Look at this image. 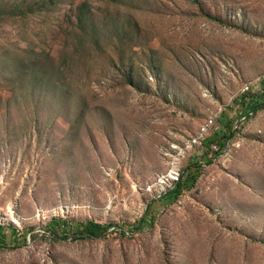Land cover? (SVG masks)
Here are the masks:
<instances>
[{"label": "rangeland", "instance_id": "374dc122", "mask_svg": "<svg viewBox=\"0 0 264 264\" xmlns=\"http://www.w3.org/2000/svg\"><path fill=\"white\" fill-rule=\"evenodd\" d=\"M201 3L0 0V264H264V109L241 119L264 0ZM209 120L180 173L212 164L151 197L164 153ZM55 219L113 227L81 239Z\"/></svg>", "mask_w": 264, "mask_h": 264}, {"label": "trees", "instance_id": "16d2710c", "mask_svg": "<svg viewBox=\"0 0 264 264\" xmlns=\"http://www.w3.org/2000/svg\"><path fill=\"white\" fill-rule=\"evenodd\" d=\"M193 2L203 12V6L201 0H193ZM206 16L209 17L210 19L221 22L220 19L216 17L214 18L209 14H206ZM130 83L132 85H136V83L133 80H131ZM260 91L262 92V94H260L259 92H253L252 90H249L247 93H244V95L241 97L242 98L241 119H244V121L250 120L251 118L255 117L261 110L264 109V83L261 85ZM228 128H229L228 135H223V137L221 138L222 140L221 143H218V141L214 142L218 146V150L215 152L216 156H219L220 153L224 151L226 144L234 138L236 132L239 130V127L235 128L233 124H230ZM207 153L208 154L211 153L210 150H208ZM208 154H206L205 157L201 158V162H203L202 164L194 163L192 165V169L194 170L193 172L183 171L179 183L176 185L174 190L169 192L168 195H174L175 197H179V195H181L183 191H190L191 189H193L198 179L200 166L202 165L209 166L212 164V162L209 159H207ZM150 208L151 205H148L144 218L136 224L135 230H142V227H144V225L153 226L155 218L154 215L152 216L151 214H148L150 212ZM55 221H57L62 227H69L70 229L74 228L73 234H68L70 235L69 237L74 236L81 239L101 237L109 230V228L113 227L111 224L102 225L94 221L74 224V226L72 227L69 222L66 221L64 222L60 219H55ZM3 231H4V226L0 224V238L4 237ZM52 234L55 236V238L60 237L57 232L52 231ZM25 237L27 238V236ZM3 239L4 238H1L0 241H2Z\"/></svg>", "mask_w": 264, "mask_h": 264}, {"label": "built area", "instance_id": "2783aa9c", "mask_svg": "<svg viewBox=\"0 0 264 264\" xmlns=\"http://www.w3.org/2000/svg\"><path fill=\"white\" fill-rule=\"evenodd\" d=\"M249 91V88L246 89ZM212 120L207 121V123L202 126L199 130L197 137L190 139L187 143V146L184 148H174L172 152L164 153V158L166 166H168L169 172L168 175L158 179L155 185L150 186L147 189V193L155 199H162L169 194L170 191L174 190L176 185L179 183L181 178L180 167L181 162L185 158L188 149H193L195 146H199L200 140L207 133L208 130L212 128Z\"/></svg>", "mask_w": 264, "mask_h": 264}]
</instances>
